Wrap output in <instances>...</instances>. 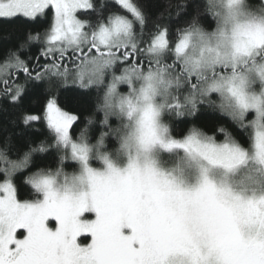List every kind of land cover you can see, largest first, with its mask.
<instances>
[{
  "label": "snow or ice",
  "instance_id": "1",
  "mask_svg": "<svg viewBox=\"0 0 264 264\" xmlns=\"http://www.w3.org/2000/svg\"><path fill=\"white\" fill-rule=\"evenodd\" d=\"M0 264H264V0H0Z\"/></svg>",
  "mask_w": 264,
  "mask_h": 264
},
{
  "label": "trees",
  "instance_id": "2",
  "mask_svg": "<svg viewBox=\"0 0 264 264\" xmlns=\"http://www.w3.org/2000/svg\"><path fill=\"white\" fill-rule=\"evenodd\" d=\"M33 107L35 108L36 106L33 105ZM33 114H39V112H34ZM37 126H39V125H38V122H37ZM207 126H208L209 128L211 127V121H207ZM34 136H35V138H37V139L42 138L40 132H35V133H34ZM51 160H52L51 157H49V156H44V157H42V158H37L36 163H38V164H49V163H51ZM69 170H70V169H69ZM26 174H27V173H25L24 175H26ZM23 179H24V176H23V175H19V174L17 175L16 183H17V185H20V186H21V187H20V192H21L22 194L26 193V191H27L26 187L23 186Z\"/></svg>",
  "mask_w": 264,
  "mask_h": 264
}]
</instances>
